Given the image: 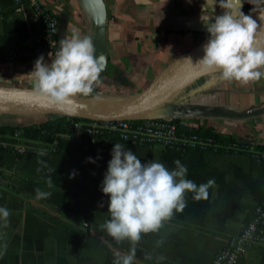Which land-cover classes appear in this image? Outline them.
I'll list each match as a JSON object with an SVG mask.
<instances>
[{
	"label": "crops",
	"instance_id": "1",
	"mask_svg": "<svg viewBox=\"0 0 264 264\" xmlns=\"http://www.w3.org/2000/svg\"><path fill=\"white\" fill-rule=\"evenodd\" d=\"M103 1L108 59L101 82L88 96L96 101L122 100L145 91L172 64L208 39L203 19L223 15L232 3ZM36 4L58 21V50L60 40L70 39L73 29L91 37L95 47L93 0H28L22 4L0 0V54L30 44L42 33ZM243 13H264V0H245ZM55 57L44 58L50 64ZM37 59L0 63V86L35 89L31 72ZM159 116L180 119L188 130L204 126L230 134L239 144L248 145L249 154L196 150L182 154L113 139L89 140L49 156L20 158L0 151V207L10 210L7 224L0 218V264H113L117 252L130 251L131 241L117 242L101 228L111 219L109 197L101 185L115 143L132 150L142 163L153 160L173 170L174 161L180 160L188 169L186 178L197 185L215 181L206 200H195L193 193H186L182 212L174 211L157 232L141 234L133 264H212L216 253L240 233L249 215L264 202V160L252 154L255 146L264 147V77L248 84L200 77L181 90ZM41 117L48 119L19 125L3 118L0 125H39L58 116ZM89 157L95 163L88 162ZM73 171L74 178H69ZM38 188L51 195L37 199ZM47 204L74 217L60 218ZM240 264H264V244L249 250Z\"/></svg>",
	"mask_w": 264,
	"mask_h": 264
},
{
	"label": "clouds",
	"instance_id": "2",
	"mask_svg": "<svg viewBox=\"0 0 264 264\" xmlns=\"http://www.w3.org/2000/svg\"><path fill=\"white\" fill-rule=\"evenodd\" d=\"M203 20L208 41L203 47V58L195 66L203 72H219V78L224 81L235 80L242 84L264 77V71L260 70L264 68V48L256 46L254 41L258 29L255 19L240 10L236 13L226 10L214 19ZM185 60L192 64L190 58ZM106 62L104 54L96 55L93 39L73 29L70 39L60 40V48L50 64L43 55L35 61L31 72L36 80L35 92L49 105L74 113L79 107L76 98L92 95L94 86L101 82ZM111 157L101 185L102 192L109 197L111 219L101 228L117 242L127 239L132 243L128 253L115 254L113 264H133L141 234L157 232L174 211L182 212L186 207V193H193L195 200H206L208 189L215 181L209 179L197 185L186 178L188 169L180 160L174 161L173 170L153 160L142 163L132 150L120 143H115ZM88 162L95 163V160L89 157ZM75 174L73 171L69 178H74ZM48 183L51 185L50 179ZM50 195L36 189L37 199ZM99 206L103 207V203ZM9 216L10 210L0 207V218L6 224ZM146 258L151 259V256Z\"/></svg>",
	"mask_w": 264,
	"mask_h": 264
},
{
	"label": "built area",
	"instance_id": "3",
	"mask_svg": "<svg viewBox=\"0 0 264 264\" xmlns=\"http://www.w3.org/2000/svg\"><path fill=\"white\" fill-rule=\"evenodd\" d=\"M22 4L28 0H15ZM36 10L43 22L42 33L30 44H24L14 48L8 54H0V63L4 61L15 62L17 60L37 59L41 55L56 54L58 41L56 39L58 21L42 6L36 4ZM71 131L56 133L50 140H29L23 137L25 131L18 129L9 141L0 140V151L12 152L17 156L38 155L49 156L62 150V143H77L86 139H113L127 144L143 147L160 146L165 150H178L182 154L196 150L203 152L208 149L218 151V145L212 140L200 139L195 135L180 132L178 125L163 118H150L141 121H69ZM190 132V131H185ZM231 150L239 151L241 148L235 144ZM243 149V148H242ZM244 150V149H243ZM246 150V149H245ZM252 154L264 160V153L252 150ZM1 181V178H0ZM84 223V227H88ZM264 244V202L256 206L243 224L240 233L232 237L229 242L216 253L212 264H240L249 250Z\"/></svg>",
	"mask_w": 264,
	"mask_h": 264
},
{
	"label": "water",
	"instance_id": "4",
	"mask_svg": "<svg viewBox=\"0 0 264 264\" xmlns=\"http://www.w3.org/2000/svg\"><path fill=\"white\" fill-rule=\"evenodd\" d=\"M245 0H232L230 10L243 12ZM97 22L95 25L96 55L104 54L108 59L106 25L107 12L103 0H93ZM248 15V14H245ZM258 23V32L264 31V13L249 14ZM200 46L187 53L167 70H165L145 91L122 100L96 101L89 97H77L79 107L74 113L59 110L49 105L39 96L35 89L0 86V116H67L86 121H141L150 118H161L159 115L167 110L171 100L190 83L188 77L199 67L195 64L203 58V47ZM190 58L192 64L185 60ZM107 65V62H106ZM104 71L101 73L102 77ZM183 131H191L184 125Z\"/></svg>",
	"mask_w": 264,
	"mask_h": 264
},
{
	"label": "trees",
	"instance_id": "5",
	"mask_svg": "<svg viewBox=\"0 0 264 264\" xmlns=\"http://www.w3.org/2000/svg\"><path fill=\"white\" fill-rule=\"evenodd\" d=\"M56 39L58 41L57 36H56ZM69 121L74 122V123H78V122L84 121V120L79 119V118H69L67 116H60V117H57L54 119H50V120H48L44 123H41L39 125H30V126H24V127L0 125V140L13 142V140L9 139V137L13 136L18 129H23L25 131V133L23 135V137L25 139L47 141V140H50L53 137V135H55L56 133L70 132L72 127L68 125ZM172 122H174L178 125V127L180 128V132H184L188 135H195L200 139H205V140L210 139L213 141L214 144L218 145V151L217 152H214L213 149H208V150L203 151L202 153L226 154V153L239 152V153H243V154H249V152L247 150H245L248 147V145L239 144L236 141V139L230 134L221 133L212 127H204V126H198L194 129H192L190 132H185L180 127L181 126L180 119H174V120H172ZM85 142H86L85 138H84V140L79 141V142L74 143V144L64 142L61 144V147L63 150L66 147L83 145ZM235 144H237L241 148V150L236 151V150L229 149L232 146H234ZM255 151H257L258 153H264V147L257 145V146H255ZM18 157L22 158L24 156H18ZM0 186H3L1 184V182H0ZM6 189H9V190L13 189L15 191H19L16 188L14 189V188L9 187V186H7ZM47 205L51 207V210L54 213V215H56L60 218L66 219L67 217L73 216L60 207L52 206L50 204H47Z\"/></svg>",
	"mask_w": 264,
	"mask_h": 264
},
{
	"label": "rangeland",
	"instance_id": "6",
	"mask_svg": "<svg viewBox=\"0 0 264 264\" xmlns=\"http://www.w3.org/2000/svg\"><path fill=\"white\" fill-rule=\"evenodd\" d=\"M200 77H203V76H200ZM200 77H196L194 78L191 82L195 81L196 79L200 78ZM206 77H214V78H219V72L218 73H215V74H212V75H207L205 76ZM190 82V83H191ZM3 118H6L8 120H12L14 121L13 123H18L19 125H28V124H31V123H40V122H43L45 120L48 119V117H41V116H35V117H31V116H19V117H14V116H0V124L3 122ZM5 119V120H6ZM87 228V227H86Z\"/></svg>",
	"mask_w": 264,
	"mask_h": 264
},
{
	"label": "bare ground",
	"instance_id": "7",
	"mask_svg": "<svg viewBox=\"0 0 264 264\" xmlns=\"http://www.w3.org/2000/svg\"><path fill=\"white\" fill-rule=\"evenodd\" d=\"M254 41L256 43V46L264 48V31L256 33ZM215 73L218 72H203L200 70V68H198L188 77L186 82L190 83L196 77L212 75Z\"/></svg>",
	"mask_w": 264,
	"mask_h": 264
}]
</instances>
